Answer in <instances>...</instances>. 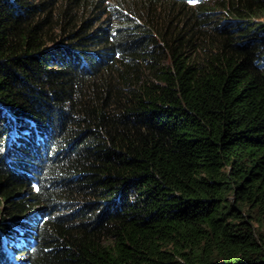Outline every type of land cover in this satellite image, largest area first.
<instances>
[{
    "label": "trees",
    "instance_id": "obj_1",
    "mask_svg": "<svg viewBox=\"0 0 264 264\" xmlns=\"http://www.w3.org/2000/svg\"><path fill=\"white\" fill-rule=\"evenodd\" d=\"M263 18L0 0V264H264Z\"/></svg>",
    "mask_w": 264,
    "mask_h": 264
},
{
    "label": "clouds",
    "instance_id": "obj_2",
    "mask_svg": "<svg viewBox=\"0 0 264 264\" xmlns=\"http://www.w3.org/2000/svg\"><path fill=\"white\" fill-rule=\"evenodd\" d=\"M197 1H198V0H190V4H192V3H196ZM12 248H13V246H12ZM9 253H10V255L12 256V258L17 259L16 254H18V253H14V252H13V249H10Z\"/></svg>",
    "mask_w": 264,
    "mask_h": 264
},
{
    "label": "rangeland",
    "instance_id": "obj_3",
    "mask_svg": "<svg viewBox=\"0 0 264 264\" xmlns=\"http://www.w3.org/2000/svg\"><path fill=\"white\" fill-rule=\"evenodd\" d=\"M260 21H263V23H264V18L262 20L260 19Z\"/></svg>",
    "mask_w": 264,
    "mask_h": 264
}]
</instances>
